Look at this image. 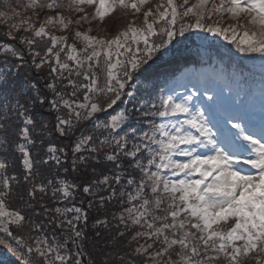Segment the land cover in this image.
I'll use <instances>...</instances> for the list:
<instances>
[{"label":"snow or ice","instance_id":"1","mask_svg":"<svg viewBox=\"0 0 264 264\" xmlns=\"http://www.w3.org/2000/svg\"><path fill=\"white\" fill-rule=\"evenodd\" d=\"M0 9H7L0 10L3 35L15 42L0 50V86L23 94L10 80L14 61L25 60L20 45L36 70L47 64L62 84H47L51 99L38 93L31 101L55 114L52 131L70 141L67 150L49 143L39 163L94 177L82 184L38 182L29 150L36 145L35 117L18 98L0 102V148L15 144L24 170L22 179L9 175L10 163L0 158V247L17 264H83L88 209L100 211L113 200L128 206L112 214L116 231L108 243L131 235L123 254L105 253L101 264H264V64L258 106L254 95H241L238 80L217 88L201 78L180 85L184 93L161 88L155 99L138 83L146 66L182 43L178 37L188 39L186 33L202 45L211 44V35L241 53L264 56V0H11ZM45 9L55 15L43 22L26 15ZM65 9L82 15L74 20ZM117 11L132 18L114 35L78 28ZM55 24L60 31L77 26L74 42L46 31ZM49 189L66 201L63 207L42 203ZM80 194L85 198L77 206ZM112 221L97 218L94 227L109 229Z\"/></svg>","mask_w":264,"mask_h":264},{"label":"trees","instance_id":"2","mask_svg":"<svg viewBox=\"0 0 264 264\" xmlns=\"http://www.w3.org/2000/svg\"><path fill=\"white\" fill-rule=\"evenodd\" d=\"M11 2V0H0V4ZM24 3L27 0H23ZM156 2V0H153ZM7 10V9H0ZM58 11V10H57ZM89 13H94V8H88ZM26 15L31 16L33 20L43 22L47 16H54L55 11L45 9L39 13V15H33L32 11L29 10ZM63 15L71 16L72 19H77L80 13L69 12L67 9L63 11ZM130 15H124L123 13L117 11L105 16L104 20L100 19L92 20L91 23L82 22L78 26L80 31H88L89 28L92 31L90 35L98 36H109L116 34L119 30H122L126 23L131 19ZM19 19V18H17ZM140 21L138 20L137 23ZM59 25H47L46 31L51 34L62 36H69V43L74 42L71 37L74 35L72 32L73 28H76L75 25H70L68 30L60 31ZM7 30V26L4 23H0V50H2L6 44H12L15 46V42L10 38L3 35ZM22 32V30H21ZM21 33H17L20 35ZM29 35L30 33H24ZM189 37L184 39L183 37H178L182 43L173 44L169 46V51L166 55L159 56L155 59V62H150V66H146L147 70L143 72L139 77V86L147 88L152 93V98L155 99L159 95V90L161 88H169L172 86L176 87V90L181 93V90L184 89L180 85L185 84L186 82L180 81L184 77H192L191 74H186L189 70L197 71L203 76L204 80L208 81L211 84H214L217 88H224L226 83H232L233 81L238 80L239 86L243 91L241 95L243 96L244 92H248L253 95L255 92H259L261 86V65L264 64V56H261L259 53H241L239 52L234 45L229 44L227 41L223 40L220 37L210 36V45H202L201 42L196 39L194 33H186ZM47 39V38H45ZM77 47H82L77 42ZM20 48L25 53V60L19 61L15 60L17 64V69H13L10 73V80L17 87L22 89V95L19 97L16 96L14 90L10 85L0 86V102L4 101L5 98L9 104L15 103V100L18 98L21 103L26 104V106L31 110V114L35 117L36 127L32 133L33 139L36 141L35 146H29V150L37 163V167L40 175L36 177L38 182H44L47 179H53L54 182L59 179H67L69 182H75L77 184H82L86 181H90L94 177L91 175L85 176L83 174H77L71 171L65 173L63 169L54 167V162L49 161L48 165L39 163L41 159H47L46 148L49 143L55 144L58 147H66L70 144L68 138L61 137L58 133L52 131L54 124V113L51 112L47 107H42L38 103L33 104L32 98L37 96V94H47L48 98L53 97V93L50 89L47 88L48 83L55 82L58 88H62L61 81L53 80V77L57 73H52L49 75L48 65L45 64L40 70H36L35 66L31 63V58L27 56V48L24 45H20ZM232 53L244 54L246 57H239ZM62 57L65 53L61 54ZM2 51H0V65H3ZM55 66L54 61L52 62ZM70 64L72 62H69ZM252 63V64H251ZM23 65L22 67L20 65ZM67 76V72L64 73ZM74 78V77H73ZM200 76H197L192 79V81L199 80ZM64 84L67 81H63ZM32 84L36 85V88L31 87ZM235 87V84L233 85ZM66 92H70L71 89H62ZM225 91V95H227ZM147 98V97H146ZM103 100V97L100 98ZM117 109L124 107L123 104L115 106ZM66 111V110H65ZM110 112L112 110H109ZM9 121L13 127H18L19 123L17 122V117L9 111ZM104 117H102L103 119ZM3 119V109L0 108V121ZM23 118H20L22 121ZM42 125H47V128H42ZM16 137H13L15 140ZM23 142V141H20ZM42 142V143H41ZM7 158L11 167L8 169L9 175H16L18 178L22 179L23 174V165H22V156L19 151L15 148V144L8 149L0 148V158ZM70 164V161H69ZM98 167L103 168L104 165H98ZM58 173V175H57ZM30 187V185H27ZM25 185H21V189ZM126 191H132L131 188L126 189ZM41 194L37 192V199L39 200ZM83 194L77 195L75 202L77 206H80V200L84 199ZM127 200V197H125ZM42 203L48 205L50 208L54 207H63L66 201H63L60 198H52L51 190L49 189L47 195L43 197ZM13 204L17 207H24V204L19 199H15ZM32 204L35 205L36 201H32ZM70 206V205H69ZM128 204H119L115 200L111 203H108L105 208L96 211L95 208L88 209L89 219L87 221V226L84 228V231L87 235L86 241V250L82 254L83 264H101L105 259V253H111L115 256L117 253L123 254L128 245V239L130 238L131 233H128L125 239L117 240L112 243H108L110 235L115 234V222L112 221V214L119 213L122 211L123 207H127ZM39 211V208H37ZM105 219L107 218L112 223L109 226V229H105L102 226H95L96 219ZM35 219L40 220L43 217H35ZM99 230L102 234L101 238L95 236L96 231ZM123 230V226H121ZM135 242H133L134 244ZM139 243H144V239H140ZM177 257L173 254V259ZM0 262L2 264H17L16 259L11 256L3 247H0ZM223 264V262H221Z\"/></svg>","mask_w":264,"mask_h":264},{"label":"rangeland","instance_id":"3","mask_svg":"<svg viewBox=\"0 0 264 264\" xmlns=\"http://www.w3.org/2000/svg\"><path fill=\"white\" fill-rule=\"evenodd\" d=\"M195 71L192 72L191 70H189V72H186V74H192V75H195ZM188 77V76H187ZM188 78H192V77H188ZM182 92L184 93L185 92V89L182 90ZM256 105L258 106V103H259V97L257 98V100L255 101ZM229 127H231V125H229Z\"/></svg>","mask_w":264,"mask_h":264}]
</instances>
